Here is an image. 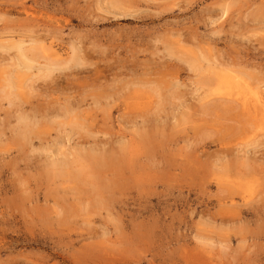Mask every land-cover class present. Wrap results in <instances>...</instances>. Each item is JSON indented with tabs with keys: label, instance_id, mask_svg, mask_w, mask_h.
I'll return each instance as SVG.
<instances>
[{
	"label": "rangeland",
	"instance_id": "1",
	"mask_svg": "<svg viewBox=\"0 0 264 264\" xmlns=\"http://www.w3.org/2000/svg\"><path fill=\"white\" fill-rule=\"evenodd\" d=\"M78 42L83 64L35 69ZM238 76L264 97V0H0V264H264V121Z\"/></svg>",
	"mask_w": 264,
	"mask_h": 264
},
{
	"label": "bare ground",
	"instance_id": "2",
	"mask_svg": "<svg viewBox=\"0 0 264 264\" xmlns=\"http://www.w3.org/2000/svg\"><path fill=\"white\" fill-rule=\"evenodd\" d=\"M26 14H27V12H25ZM124 12H122L121 14H123ZM124 14H126V13H124ZM123 14V15H124ZM123 15H121V17L123 16ZM29 16V15H28ZM116 16V15H115ZM114 16V17H115ZM27 17V16H26ZM116 17H118V15L116 16ZM29 18V17H28ZM31 18V17H30ZM118 19V18H117ZM81 43V42H80ZM79 42L78 43H73L72 44V46H71V51H72V53H71V55H69V59H66V58H64V59H62V58H60V55H59V53H57V52H50V53H52V54H50V61L48 62V63H43V64H40V65H38L35 69H37L38 71L41 69V68H44V69H46V70H48V71H54L53 69H55V68H59V66L61 65V64H63L64 62H67V61H75V62H77V63H81V64H83V62L86 60V57L87 56H89L90 55V51L89 50H87L85 47H83L81 44H80ZM11 44V43H10ZM25 43H24V41L23 40H17L16 42H14L13 43V45L12 46H16L15 48H17V51L18 52H20L21 53V55L23 56V57H25L24 59H26V63L25 64H23V66H21L22 67V69H24V70H31L32 68H34L33 67V65H31L32 64V61H34V58H32V56H29L28 55V52H29V48H27V46H25L24 45ZM42 48H44V47H42ZM47 48H49V45H48V47ZM46 48V50H45V53L48 51V49ZM45 49V48H44ZM43 49V50H44ZM51 50H54L53 49V47H52V49ZM210 51H211V49H210ZM211 53V52H210ZM55 55V56H54ZM205 55H207V53L205 54ZM48 56V55H47ZM51 56H53V58L51 57ZM199 56V57H198ZM198 58H201L202 56L201 55H199L198 54ZM201 56V57H200ZM212 56V55H211ZM212 58H214V57H212ZM47 59V58H46ZM196 59V58H195ZM203 59V58H202ZM206 59H208L209 60V57L208 58H206ZM198 61V59H196V62ZM47 62V61H46ZM194 62H195V60H194ZM199 62V61H198ZM203 62V61H202ZM214 62V61H213ZM200 63H201V61H200ZM21 64V63H20ZM197 64V63H196ZM208 64H209V62H208ZM211 64H212V62H211ZM201 65V64H200ZM204 65V63L202 64V66ZM205 65H207V63H205ZM216 65V64H215ZM198 66V65H197ZM214 66V65H213ZM217 66H219L220 67V63H217ZM205 67V66H204ZM206 67H208V66H206ZM216 67V66H215ZM231 67L232 66H230V68L228 69L227 68V70H226V72L228 73H230V69H231ZM233 68V67H232ZM208 69H210V67L208 68ZM213 69L214 68H212L211 69V72H214L213 71ZM216 69V68H215ZM225 69H226V67H225ZM224 69V70H225ZM223 70V68H220L219 69V71L218 72H215L216 74H217V76H216V80L218 81V84L219 83H222L223 85H224V82H227V83H231V84H233L234 83V81L232 82V80H230L231 78H237V77H234V76H232L231 77V75L229 76V75H227V74H225L224 76H223V74H224V71ZM232 70V69H231ZM209 72H210V70H208ZM217 71V70H216ZM234 71V70H233ZM210 72V73H211ZM235 72V71H234ZM94 76L96 75L97 76V79L100 77V76H102V73H103V71L101 70V69H96L95 71H94ZM213 74V73H212ZM237 74V73H236ZM236 74H234V75H236ZM239 74V73H238ZM237 74V75H238ZM215 75V74H214ZM232 75H233V73H232ZM236 75V76H237ZM20 76H22V74H18V75H16V76H12V79L11 80H9V84L10 85H12V86H14V83L16 82H14V79L13 78H15V80H17V81H20L21 80V78H20ZM38 75H36V74H33L32 76H30V77H28L27 79H26V81H25V84H26V82H27V88L28 89H32V86H33V83H30V80L32 79V77L34 78V80L32 79L31 81H35V79H36V77H37ZM227 76H229V77H231L230 79L227 77ZM210 77H212V76H210ZM209 77V78H210ZM95 78V77H94ZM213 78V77H212ZM242 77H240V76H238V79H239V83H240V85H242V86H247L248 87V89H250L249 91H247L248 89L247 88H242V89H240V90H237V91H242L243 89L245 90L246 89V91H247V95H249V92L250 91H252V95H251V92H250V95L251 96H248V97H246V93H245V95H244V93H242L241 92V94L244 96V97H239V95L240 96H242L240 93H239V95L237 96L238 97V99H240V102H241V106L240 107H242L243 106V109H244V107H245V110L246 109H248V112H249V110H250V113H248V114H251V112H254L255 114V116L254 115H252L251 114V116L253 117H256V114H260V118L259 117H257V118H259L260 120H263L264 121V97H263V95H262V93L261 92H259V91H256V89H253L254 88V86L252 85V84H250V83H248L245 79H241ZM19 79V80H18ZM205 79V78H204ZM52 80H55L54 78H52ZM96 80V79H95ZM203 80V79H202ZM180 81V80H179ZM179 81L178 80H175V82H173V85H177L176 87H178V85H180L179 84ZM237 81V80H236ZM57 82V81H56ZM238 82V81H237ZM203 83H204V81H203ZM214 83H215V81H214ZM221 84V85H222ZM231 84H229V86L231 85ZM237 83H235V85H236ZM15 85H16V83H15ZM209 85H211L210 83H209ZM214 85V84H213ZM222 85V86H223ZM234 85V84H233ZM232 85V86H233ZM234 85V86H235ZM253 87H252V86ZM78 86V85H77ZM182 86V85H181ZM206 86H208V85H206ZM220 86V85H219ZM231 86V87H232ZM175 87V86H174ZM215 87H216V85H215ZM231 87H229V88H231ZM18 88V87H17ZM76 88H78L79 89V86L78 87H76ZM167 88V87H166ZM181 88V87H180ZM221 88H224V87H221ZM238 88H240V87H238ZM255 88H257V87H255ZM170 88H167V90H169ZM173 89V88H172ZM257 89H259V88H257ZM19 90V89H18ZM77 90V89H76ZM178 90H179V88H178ZM213 90V89H212ZM211 90V91H212ZM221 90V89H220ZM219 90V92H221ZM229 90V89H228ZM232 90L235 92V89L234 88H232ZM213 91H216V90H213ZM237 91L235 92V93H237ZM246 91H244V92H246ZM222 92H224V90H222ZM226 92V91H225ZM232 92V91H231ZM226 93H228V91L226 92ZM229 93H230V91H229ZM233 94V93H232ZM224 95H225V93H224ZM228 95H230V94H228ZM227 95V96H228ZM232 97V96H231ZM233 97H235V96H233ZM232 97V98H233ZM51 100H53V99H51ZM50 100V101H51ZM58 98H54V100H53V106H54V104H57L55 107L56 108H54L53 110L54 111H60L61 113L60 114H63V116L64 117H68L67 119H70V121H69V123L70 124H72L73 126H78V125H81V124H83V123H81L79 120H81L80 118H81V116H78V114L77 115H75V114H73L74 112H75V110L73 109V108H75V105L74 104H77L78 102L77 101H75V99H71V96H67V97H65L64 98V100L66 101V102H63V104H62V106L60 107L59 105H58ZM74 100V101H73ZM59 101H60V99H59ZM237 101H239V100H237ZM48 102L46 101V104H47ZM49 104V103H48ZM47 104V105H48ZM52 105V104H51ZM72 105H74V107L72 106ZM52 106V107H53ZM49 107H50V104H49ZM73 112V113H72ZM71 114H73L72 116L73 117H71ZM247 114V113H246ZM262 116V117H261ZM19 121H21L23 124H25L24 126H25V130H26V132H28L27 131V129L32 125V124H34L35 122L33 121L34 119H32V117H30L29 115H20L19 117ZM262 118V119H261ZM256 119V118H255ZM75 120V121H74ZM30 129V128H29ZM61 151V150H60ZM60 151H57V152H55L54 154H53V156H50L51 157V163L49 162V164L50 165H52V166H59V167H63L64 165H68L67 164V155H63L64 153H61ZM63 152V151H62ZM66 154V153H65ZM90 156V155H89ZM94 156V155H93ZM50 157H48V158H50ZM91 157V156H90ZM96 157V156H95ZM96 159V158H95ZM96 161L97 162H99L100 161V159H96ZM102 165V164H101Z\"/></svg>",
	"mask_w": 264,
	"mask_h": 264
}]
</instances>
